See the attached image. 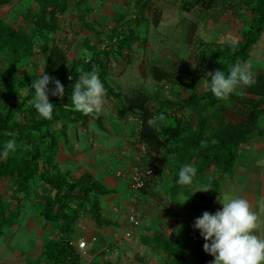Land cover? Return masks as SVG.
I'll return each instance as SVG.
<instances>
[{"label": "rangeland", "instance_id": "1", "mask_svg": "<svg viewBox=\"0 0 264 264\" xmlns=\"http://www.w3.org/2000/svg\"><path fill=\"white\" fill-rule=\"evenodd\" d=\"M143 2L66 0L65 11L57 13V27L39 32L27 19L30 13L40 15L39 1L11 0L0 7V25L30 36L33 56L17 61L11 51H0V90L13 92L14 97L21 98L28 92L32 80L47 73L63 85L64 94L54 97L64 101L70 96L62 82L63 70L69 69L76 60L99 58L106 63L107 79L113 91L104 96L100 113L103 127L92 114L86 119L74 115L66 117L65 130L55 132L57 146L47 154L51 163L72 178L91 174L109 191L97 202L98 212L108 224H96L86 206L77 208V223L88 224L90 234L98 236L100 245L119 247L117 255L107 259L98 255L96 261L168 264L163 250L154 247L153 235L161 232L166 237L184 238L191 261L196 262L197 251H201L207 255L205 262L208 264L209 254L194 233L193 223L204 211L212 213L214 197L229 172L213 165L204 168L203 161L197 157L182 160L167 155L164 150L154 156L149 155L148 149L142 154L137 148L140 116L128 102L134 94L142 93L149 100L152 115L162 116L158 125L160 132L163 127H175V117L183 116L194 130L205 120L211 137L224 122L242 119L253 97L236 90L210 108L205 117L188 109L184 113L177 112V106L194 94L209 91L205 75L215 71L209 66L212 52L236 46L242 40L243 33L250 28L256 3L252 0H150V8L141 13L139 6ZM155 10L161 12L158 26L154 25ZM138 18L141 20L136 22ZM131 21H134L130 25L132 37L125 39L122 35L108 47L114 31ZM44 48L61 50L63 62L49 64L42 52ZM237 63H247L253 73H264V28L250 49V58L238 59ZM48 86L55 87L51 79ZM27 110L25 106L15 113L14 121L22 126L32 124L33 118ZM256 128L241 150L256 149L264 143V115ZM14 129L9 134L17 136V128ZM37 135H27L16 142L15 151L10 152L22 156L37 144L42 155L47 141L38 140ZM241 156L239 153L238 158ZM2 158L0 154V160ZM185 163H192L197 173L191 185L174 189L177 172ZM40 166L27 193L18 191L11 177L0 179V211L9 219L0 236V264H59L48 261L43 253L48 244L62 238V222L49 221L45 217V206L53 202L55 192L46 183L45 156L40 158ZM135 167L142 172L146 168L153 170L146 177L147 193L131 191L127 183L116 176L117 171L127 174ZM131 209L137 215L135 226L127 221ZM130 227L132 236L126 238L124 233ZM76 233L80 235L82 230L76 228L75 237ZM147 238L152 240L148 242ZM81 264H84L82 260Z\"/></svg>", "mask_w": 264, "mask_h": 264}, {"label": "trees", "instance_id": "2", "mask_svg": "<svg viewBox=\"0 0 264 264\" xmlns=\"http://www.w3.org/2000/svg\"><path fill=\"white\" fill-rule=\"evenodd\" d=\"M11 0H0V7L8 4ZM41 5L39 16H33L31 13L27 19L33 23L36 30L45 31L52 27H57V13L64 12L66 9V0H38ZM204 4V2L202 1ZM256 3L254 17L252 18L250 28L243 33L242 40L236 46H227L212 52L209 63L215 71L220 69L227 73L229 66L237 63L238 59L246 61L250 58V49L258 41L264 28V0H252ZM207 4V3H206ZM150 0H144L139 6V11L143 13L150 8ZM50 16V19H48ZM154 25L158 26L161 20V12L154 11ZM50 22H48V20ZM141 18L136 19L139 22ZM131 22L125 24L121 30H115L108 43V47L115 44L122 35L125 39L131 38L133 33L130 30ZM9 50L17 61L24 57L33 56V43L27 34L17 32L4 25H0V51ZM47 62L56 65L63 62V53L58 48L42 49ZM221 60V62H220ZM95 70L101 79L106 92L112 93V88L108 83V66L99 58L94 60L82 61L76 60L69 69L61 73L62 82L67 93L71 90L75 80H78L82 73ZM214 71V72H215ZM255 83L250 86H241L236 91L242 95L253 97L246 107L244 117L238 122L223 123L220 128L208 136V126L205 120H202L197 130H194L191 123L182 117H175L176 126L173 128L163 127L162 131L152 129L147 126L146 120L153 116L149 108V100L142 94H134L128 102L130 108L134 109L140 116V128L138 131V143L146 145L150 156L159 155L162 150L167 155L175 156L182 160H192L197 157L203 161L202 167L207 168L211 165L219 168L223 172H231L243 146L249 143L251 136L257 130V124L261 116L264 115V73H254ZM51 90L52 88L48 86ZM49 102L53 104L51 119L39 117L33 104H30L34 98V90L30 87L26 94L21 98L14 97L13 92L0 90V147L10 138L19 142L27 135L37 133L38 140H46L47 145L42 152L39 146L34 144L31 149L22 155H16L8 152L0 160V179L11 177L15 187L20 192L29 191L30 182L41 170L40 158L45 156L46 160V183L55 192L53 202L46 205V219L49 221L59 220L62 222L60 232L62 238L52 244H48L44 250V255L48 261H56L59 264H81V258L75 253L70 245L72 238H75L79 206H86L92 214V220L96 224L106 225L109 223L102 218L97 209V202L100 196L109 194V191L91 174H84L79 179H74L65 171H61L56 165L51 163L48 153L52 152L57 146L58 140L56 131L65 130L67 122L66 117L71 115L86 119L90 114H83L73 109L71 98L61 101L49 93ZM225 99V98H224ZM217 99L210 90L202 95L194 94L190 99L177 106V112L184 113L185 110L197 112L205 117L210 108L224 101ZM28 107V113L33 118V123L29 125H20L14 121L15 113ZM97 124L102 128L100 113L92 114ZM203 119V118H202ZM17 128V136L9 134ZM65 135V134H64ZM161 136L164 139H161ZM214 139V141L212 140ZM208 143V144H206ZM144 172V171H143ZM147 177V176H146ZM145 184L139 191L147 193V178ZM183 186L175 185L174 189H181ZM77 193V194H76ZM215 196V194H214ZM9 223V219L4 212L0 211V236L4 228ZM154 247L162 249L165 253L168 264H206V255L197 251V261L192 262L188 254L187 241L182 237H166L161 232L153 235ZM148 242L152 238H147ZM147 242V243H148ZM98 256V255H97ZM96 256V257H97ZM96 257L92 264H112L111 262H97ZM104 260L103 258H101Z\"/></svg>", "mask_w": 264, "mask_h": 264}, {"label": "clouds", "instance_id": "3", "mask_svg": "<svg viewBox=\"0 0 264 264\" xmlns=\"http://www.w3.org/2000/svg\"><path fill=\"white\" fill-rule=\"evenodd\" d=\"M205 76L208 77L211 94L217 99H224L241 86L255 83L254 73L249 70L247 63H234L229 66L227 73L218 69ZM50 79L55 85L51 90L48 88ZM30 87L34 90L33 107L36 113L39 117L51 119L53 104L49 102V93L62 96L63 85L47 73H42L32 80ZM105 93L98 73L94 69L84 72L73 84L70 94L72 107L83 114H99L103 110ZM161 120L162 116L157 114L150 116L146 124L156 129ZM15 147V139L10 138L0 147V152L7 155L9 151L14 152ZM196 173L197 169L192 163H185L177 172L176 183L191 185ZM219 203L222 204L221 209L214 213L204 211L193 223L205 241L203 250L213 257L210 264H264V237L254 231L258 217L250 209L248 201L235 196L219 199Z\"/></svg>", "mask_w": 264, "mask_h": 264}, {"label": "crops", "instance_id": "4", "mask_svg": "<svg viewBox=\"0 0 264 264\" xmlns=\"http://www.w3.org/2000/svg\"><path fill=\"white\" fill-rule=\"evenodd\" d=\"M240 156L228 177L222 182L219 193L214 197L212 213L222 208L219 199L242 197L248 201L250 209L258 217V225L254 231L259 236L264 237V143H261L256 149L250 147V150H241ZM193 230L200 237L203 247L205 241L200 236L199 230L195 228ZM80 235L89 237L91 234L88 231L82 232ZM76 236L79 234L76 233ZM209 258L208 264L213 260L211 255Z\"/></svg>", "mask_w": 264, "mask_h": 264}, {"label": "built area", "instance_id": "5", "mask_svg": "<svg viewBox=\"0 0 264 264\" xmlns=\"http://www.w3.org/2000/svg\"><path fill=\"white\" fill-rule=\"evenodd\" d=\"M137 148L142 154L146 153L147 147L144 144L138 143ZM153 173L152 169H145L142 172L138 167H135L130 172L120 170L116 172V176L124 182L127 183L130 190L137 192L144 187L146 176H150ZM128 223L131 226H135L137 223V215L134 209H131L128 215ZM78 230L82 232H88L90 226L86 223L79 222L77 224ZM124 236L129 238L132 236V227L128 228ZM99 240L97 235L86 236H76L70 241V245L74 248L75 253L83 260L84 264H92L97 255H101L103 258L107 259L109 256L117 255L119 253L118 245L102 244L98 246Z\"/></svg>", "mask_w": 264, "mask_h": 264}]
</instances>
